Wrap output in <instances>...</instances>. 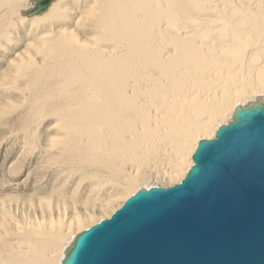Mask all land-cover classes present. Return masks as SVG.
Listing matches in <instances>:
<instances>
[{
    "label": "bare ground",
    "instance_id": "1",
    "mask_svg": "<svg viewBox=\"0 0 264 264\" xmlns=\"http://www.w3.org/2000/svg\"><path fill=\"white\" fill-rule=\"evenodd\" d=\"M25 1L0 0V264H61L264 103V0Z\"/></svg>",
    "mask_w": 264,
    "mask_h": 264
},
{
    "label": "water",
    "instance_id": "2",
    "mask_svg": "<svg viewBox=\"0 0 264 264\" xmlns=\"http://www.w3.org/2000/svg\"><path fill=\"white\" fill-rule=\"evenodd\" d=\"M40 15L55 0H33ZM185 177L140 188L61 264H264V103L200 140Z\"/></svg>",
    "mask_w": 264,
    "mask_h": 264
},
{
    "label": "rangeland",
    "instance_id": "3",
    "mask_svg": "<svg viewBox=\"0 0 264 264\" xmlns=\"http://www.w3.org/2000/svg\"><path fill=\"white\" fill-rule=\"evenodd\" d=\"M22 2L25 4V2H26V1H25V0H21V3H19V2H18V6L16 5V6H17V8H18V7H19V8H20V7L22 8V7L24 6V5L22 4ZM29 3H30V2H29ZM20 4H21V5H20ZM79 5H83V4H82V3H80ZM13 9H16V8H13V7H12V9H10V12H12V13H13V12H14V10H13ZM0 11H1V12H0V14H3V13H5V12H6V11H4V10H3L4 12H3L2 10H0ZM86 29H87V28H86ZM90 29H91V28H90ZM95 34H96V33H95ZM196 146H197V145H196ZM195 149H196V148H195ZM192 154H193V153H192Z\"/></svg>",
    "mask_w": 264,
    "mask_h": 264
}]
</instances>
